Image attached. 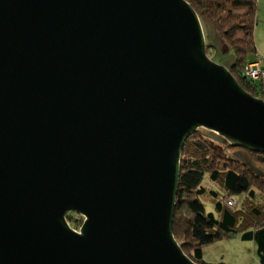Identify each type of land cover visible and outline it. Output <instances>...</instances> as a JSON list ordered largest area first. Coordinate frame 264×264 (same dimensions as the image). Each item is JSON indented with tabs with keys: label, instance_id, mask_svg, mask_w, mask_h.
<instances>
[{
	"label": "water",
	"instance_id": "obj_1",
	"mask_svg": "<svg viewBox=\"0 0 264 264\" xmlns=\"http://www.w3.org/2000/svg\"><path fill=\"white\" fill-rule=\"evenodd\" d=\"M199 131L264 155V100L187 1L0 0V264H196L173 222Z\"/></svg>",
	"mask_w": 264,
	"mask_h": 264
},
{
	"label": "trees",
	"instance_id": "obj_2",
	"mask_svg": "<svg viewBox=\"0 0 264 264\" xmlns=\"http://www.w3.org/2000/svg\"><path fill=\"white\" fill-rule=\"evenodd\" d=\"M185 1L201 22H210L217 28L234 52L235 60L229 70L242 88L264 100L263 81L252 82L246 76L249 64L264 58L256 34L259 0ZM220 53L217 46L207 45L210 59ZM241 157L264 173L262 154L219 144L203 131L186 141L173 232L196 264H211L204 260V250L238 236L244 242L255 243L259 263L264 264V177L257 175ZM208 205L212 212L207 210ZM67 220L75 230L83 223L77 215H68Z\"/></svg>",
	"mask_w": 264,
	"mask_h": 264
},
{
	"label": "rangeland",
	"instance_id": "obj_3",
	"mask_svg": "<svg viewBox=\"0 0 264 264\" xmlns=\"http://www.w3.org/2000/svg\"><path fill=\"white\" fill-rule=\"evenodd\" d=\"M202 27L206 44L217 46L221 52L213 61L229 69L235 60L234 52L231 51L229 45L223 40L219 31L213 24L203 21ZM256 34L259 52L264 55V0H259L257 6ZM226 47L228 49H226ZM207 210L212 212L213 208L208 205ZM204 260L211 264H218L221 262L225 264H260L255 243L244 242L239 236L234 239L218 242L206 248Z\"/></svg>",
	"mask_w": 264,
	"mask_h": 264
},
{
	"label": "built area",
	"instance_id": "obj_4",
	"mask_svg": "<svg viewBox=\"0 0 264 264\" xmlns=\"http://www.w3.org/2000/svg\"><path fill=\"white\" fill-rule=\"evenodd\" d=\"M263 62H264V58H262L259 61L252 62L247 67L246 76L252 82H257L259 80L263 81L264 79Z\"/></svg>",
	"mask_w": 264,
	"mask_h": 264
},
{
	"label": "flooded vegetation",
	"instance_id": "obj_5",
	"mask_svg": "<svg viewBox=\"0 0 264 264\" xmlns=\"http://www.w3.org/2000/svg\"><path fill=\"white\" fill-rule=\"evenodd\" d=\"M71 215L74 216V215H76V214H74V213H70L69 216H71ZM77 216H78V215H77ZM78 217H80V216H78ZM81 218H82V220H83V222H84V218H83V217H81ZM82 225H83V223L81 224V226H82ZM80 228H81V227H80Z\"/></svg>",
	"mask_w": 264,
	"mask_h": 264
},
{
	"label": "crops",
	"instance_id": "obj_6",
	"mask_svg": "<svg viewBox=\"0 0 264 264\" xmlns=\"http://www.w3.org/2000/svg\"><path fill=\"white\" fill-rule=\"evenodd\" d=\"M205 251H206V249L204 250V259H205Z\"/></svg>",
	"mask_w": 264,
	"mask_h": 264
}]
</instances>
